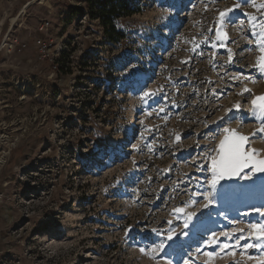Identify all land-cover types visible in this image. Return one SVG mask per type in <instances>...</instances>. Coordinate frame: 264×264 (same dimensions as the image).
I'll list each match as a JSON object with an SVG mask.
<instances>
[{
    "label": "rangeland",
    "instance_id": "1",
    "mask_svg": "<svg viewBox=\"0 0 264 264\" xmlns=\"http://www.w3.org/2000/svg\"><path fill=\"white\" fill-rule=\"evenodd\" d=\"M102 1L0 0V264H264V173L201 195L224 128L264 159V0Z\"/></svg>",
    "mask_w": 264,
    "mask_h": 264
},
{
    "label": "snow or ice",
    "instance_id": "2",
    "mask_svg": "<svg viewBox=\"0 0 264 264\" xmlns=\"http://www.w3.org/2000/svg\"><path fill=\"white\" fill-rule=\"evenodd\" d=\"M248 3V0H238V3L235 5L236 8H239L241 4ZM261 8H264V4L261 5ZM232 12V9H227L224 12L220 13V22L221 27H223L224 23H232V17L229 13ZM262 31H264V26H262ZM221 32L217 30V36L219 37ZM258 48L261 52H264V42L258 43ZM257 67L261 72H264V58H257ZM245 91H248L245 89ZM150 93L145 92L144 96L147 97ZM237 111H239L240 105H233ZM232 109H228L225 113L227 116L228 112H231ZM251 111L254 114H258L261 117H264V96L255 97L252 100V109ZM237 117L232 116L229 119H236ZM221 120L224 117L220 118ZM239 119L241 123L244 122L245 116L241 113ZM224 137L220 140L217 148H216V156L212 158L210 165L211 179L208 181L210 191L201 193L203 199L207 202L203 205V207H208L212 204L217 198L223 199L224 193L217 190V185L221 180L227 178H231L234 176H241V173H244L245 169L249 171L245 173L241 178L242 179H251L253 175L256 173H264V159H257V152L254 149L245 147L246 144L250 143L249 137L245 135H241L238 133L236 129L224 128ZM257 133L264 134V120H261L260 127L256 131L252 133V136H257ZM264 138V135L261 136ZM215 193V196L213 195ZM260 211V209H256ZM177 212L182 211L181 209H176ZM260 214L264 216V211H260ZM195 213H189V219L194 216ZM187 226V225H185ZM249 227L252 230V235L259 241L264 239V225L250 224ZM153 231H156L155 229ZM233 231L242 232V229H234ZM221 235H226L225 233H221ZM242 238V237H241ZM168 241L175 242L173 240L172 230H168V235L165 240H162L157 248L163 249L165 244ZM209 243H216V235L212 233ZM238 242V241H237ZM171 245L169 244V247ZM249 247L253 245H248ZM259 246V245H256ZM145 251L141 249V252ZM199 251V249H197ZM184 264H190L189 260H185Z\"/></svg>",
    "mask_w": 264,
    "mask_h": 264
},
{
    "label": "trees",
    "instance_id": "3",
    "mask_svg": "<svg viewBox=\"0 0 264 264\" xmlns=\"http://www.w3.org/2000/svg\"><path fill=\"white\" fill-rule=\"evenodd\" d=\"M101 4L103 5V10L105 11L106 20L104 24L109 27H113L112 18L118 16V13H120V9L118 8V4L114 0H106L102 1ZM124 15H129L131 12L129 9H126L124 7Z\"/></svg>",
    "mask_w": 264,
    "mask_h": 264
},
{
    "label": "built area",
    "instance_id": "4",
    "mask_svg": "<svg viewBox=\"0 0 264 264\" xmlns=\"http://www.w3.org/2000/svg\"><path fill=\"white\" fill-rule=\"evenodd\" d=\"M76 1V4L81 3L82 0H68ZM75 3V2H74ZM35 47L37 48L38 55L41 59H44V53L47 51V43L44 41V37H38L35 40Z\"/></svg>",
    "mask_w": 264,
    "mask_h": 264
}]
</instances>
